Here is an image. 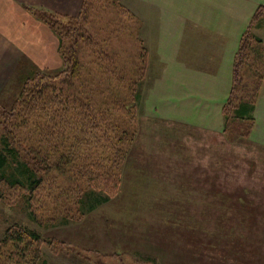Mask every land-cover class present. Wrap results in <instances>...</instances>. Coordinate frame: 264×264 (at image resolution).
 <instances>
[{
	"label": "rangeland",
	"instance_id": "rangeland-1",
	"mask_svg": "<svg viewBox=\"0 0 264 264\" xmlns=\"http://www.w3.org/2000/svg\"><path fill=\"white\" fill-rule=\"evenodd\" d=\"M83 1L74 15L30 8L59 32L63 67L0 72V150L42 180L32 200L0 181V264H264V147L242 136L249 122L205 131L186 96L199 85L142 40L133 0ZM105 170L118 189L88 212L78 194L112 192ZM20 173L10 159L0 170ZM22 229L38 243L7 241Z\"/></svg>",
	"mask_w": 264,
	"mask_h": 264
},
{
	"label": "crops",
	"instance_id": "crops-1",
	"mask_svg": "<svg viewBox=\"0 0 264 264\" xmlns=\"http://www.w3.org/2000/svg\"><path fill=\"white\" fill-rule=\"evenodd\" d=\"M80 3L81 0H0V72L59 67L62 60L58 39L30 8L41 7L64 16L74 15ZM133 4L142 20V40L160 41L159 46L165 47L159 51L161 57L174 56L169 63L187 71V77L199 85L201 95H186L190 115L206 120L205 131L222 134V105L232 85L233 59L255 10L261 7L264 12V0H133ZM252 33L262 40L264 48V22ZM261 83L248 142L264 147V118H259L264 117V77ZM244 197L236 198L239 209Z\"/></svg>",
	"mask_w": 264,
	"mask_h": 264
},
{
	"label": "trees",
	"instance_id": "trees-1",
	"mask_svg": "<svg viewBox=\"0 0 264 264\" xmlns=\"http://www.w3.org/2000/svg\"><path fill=\"white\" fill-rule=\"evenodd\" d=\"M85 1V0H84ZM83 1V2H84ZM125 7H123V10L125 11ZM31 10V9H30ZM127 10V9H126ZM128 12V11H127ZM35 15V14H34ZM36 16V15H35ZM37 18L41 21H43L49 29L55 33L57 39H58V54L61 57L62 60V67L64 66V63L66 64L68 60L64 58L62 50H63V44L61 37L59 36V32L55 28V25L49 21L45 15L40 14L37 15ZM264 22V12L261 11V7H259L257 10H255V13L252 16V19L250 21V25L245 29V31L241 34V40L239 43V49L235 54L234 57V64L232 68V81H231V89L228 94V98L225 101V103L222 105V116L224 120V126H223V132H229V128H231L232 131H236L237 127H234L236 125H240L246 120L249 122L246 124L245 129H243L241 132L242 136L249 138V136L252 133V128L254 126L255 118L253 117V113L255 111V103L258 98V92L262 85V80L264 77V59H263V53L264 48L262 47V40L255 36L252 33L253 28H259L263 26ZM245 67V68H244ZM244 68V70H243ZM33 70V69H31ZM238 121L237 123H235ZM237 132V131H236ZM128 133V132H127ZM124 135H127L126 132H123ZM129 137V135H127ZM126 136V137H127ZM102 141V142H100ZM121 138L118 140V144L120 143ZM113 142L109 140L108 138L101 139L98 141V144L100 148H102V151H107L110 143ZM117 144V153L119 154L120 148ZM3 145V150H0V170L4 168V166L8 165L9 159L12 160V162H16L18 164L19 168H23L24 173L26 172L28 174L27 179H19L13 174L10 176H6L4 174L0 175V181H3L8 188H17L22 189L30 192L29 198L31 200L33 199L31 194L38 189L39 185L42 183L41 179H37L36 175L30 170L27 163L21 164L17 160L19 157V152H16L15 148L9 147V143L5 141ZM118 164V163H117ZM3 173V172H2ZM24 173L20 175L24 176ZM105 174L103 177V174L101 176V179H103L104 184L105 180L108 183L107 186L111 187L112 192H106L94 194V191H84L79 192L78 196L82 199L81 204H83L84 201L88 204V212H93L99 205L106 204L109 200L111 195L116 192L119 185V173L117 172L116 175H113L111 171L105 170ZM100 195V196H98ZM32 220H35V215L32 213L31 215ZM64 223H68L67 221L63 220ZM14 237V238H12ZM8 242H12L17 244H26L27 240H31V242L38 243L40 240V235L35 234L32 231H27L26 229L18 230L12 234V236L9 237L6 236Z\"/></svg>",
	"mask_w": 264,
	"mask_h": 264
}]
</instances>
